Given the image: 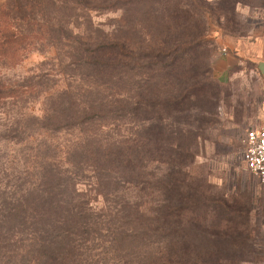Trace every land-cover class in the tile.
Listing matches in <instances>:
<instances>
[{
	"label": "trees",
	"instance_id": "obj_1",
	"mask_svg": "<svg viewBox=\"0 0 264 264\" xmlns=\"http://www.w3.org/2000/svg\"><path fill=\"white\" fill-rule=\"evenodd\" d=\"M231 1L216 8L207 0H5L0 5V55L55 50L60 65H73L94 90L93 100L81 99L71 86L64 94L45 96L49 104L42 119L53 131L77 128L85 139L94 136L80 141L68 161L92 172L93 190L107 204L116 197L117 214L111 215L112 208L97 218L110 215L119 222L110 234L118 230L116 241L134 251L127 264H238L231 233L246 222L242 209L210 197L190 171L201 132L214 122L219 104L209 23L228 31ZM85 11L119 12V17L108 32L88 20L98 33L93 36L88 28L83 34L78 23ZM39 86L29 82V95ZM16 87L0 82V104L25 93ZM95 124L111 137L91 136ZM36 169L27 195L16 199L31 207L1 213L13 223L0 225V240L27 230L42 247L49 236L45 260L33 264H71L80 247L75 243L92 234L83 214L91 208L84 206L72 177L56 167ZM224 223L227 228L220 230ZM191 235L207 237L211 248L203 252L186 241ZM223 236L232 240H220Z\"/></svg>",
	"mask_w": 264,
	"mask_h": 264
},
{
	"label": "rangeland",
	"instance_id": "obj_2",
	"mask_svg": "<svg viewBox=\"0 0 264 264\" xmlns=\"http://www.w3.org/2000/svg\"><path fill=\"white\" fill-rule=\"evenodd\" d=\"M4 1L0 0V5ZM207 1L213 8L222 3V0ZM231 2L229 6L227 4L230 17L226 22L229 25L228 31L210 20L207 39L214 43V52L217 50L215 31H220L223 35L248 37L264 13V0ZM239 4L243 9L242 13L237 12ZM57 12L59 11H55L56 16ZM83 14L84 17L78 22L81 31L84 34L85 29H91L93 36L98 33L88 26V20L108 32L119 17V12L110 11H85ZM42 45L39 42L38 49ZM60 57L55 50L49 53L36 50L24 57L11 52L0 55V82L16 89V86H21L25 91L18 98L8 96L0 104V215L13 208L31 207V203L16 199L27 195L30 181L35 178L34 168L43 171L56 167L66 177L77 181L82 201L87 202L84 206L91 208V211L83 214L91 221L92 234L84 238L85 241L75 243L80 244V247L74 251L71 264H127L134 251H131L129 245L116 241L120 237L118 230L110 234L111 230L119 228V222L110 215L97 218L112 208L111 215L117 214V205L113 201L116 197L111 195V204H107L110 201H105L103 196H98L93 190L92 172L87 169L84 172L79 171L68 161L80 141L92 139L95 132L100 133L102 139L110 138L111 135L101 132L95 124L89 127V133L93 137L85 139L84 134L77 128L53 131L51 127L54 126L50 127L42 119L43 109L49 104L45 96L49 94H64L62 90L71 86V90L81 99L93 100L95 97L94 90L91 91L83 84L85 81L80 75L71 70L73 65H60ZM47 72L52 73V78L41 84V77ZM31 81L39 84L40 88L29 95L27 85ZM219 83V104L212 116L214 122L201 132L190 171L194 182L204 183L210 197L226 199L234 207L242 209L246 222L231 233L236 237L234 252L236 250L237 263L264 264V184L247 169L243 160L244 138L249 129L246 124L250 118L256 116L262 97L253 67L248 62L235 67L226 82ZM146 127L147 125L141 129L143 135L146 134ZM76 203L83 206L81 202ZM71 205L77 206L74 203ZM11 223L13 220L8 222L0 217V225ZM208 225L212 227V223ZM226 225L228 224H222L220 230L226 229ZM46 238L45 244L40 242L42 247L38 242H33L32 235L27 230L17 233L13 238L1 239L0 264H33L34 259L44 261L42 252L48 251V247L44 245H48L53 239L49 236ZM207 240V237L199 239L194 235L186 239L198 244L203 252L211 248ZM220 240L232 239H224L223 236Z\"/></svg>",
	"mask_w": 264,
	"mask_h": 264
},
{
	"label": "crops",
	"instance_id": "obj_3",
	"mask_svg": "<svg viewBox=\"0 0 264 264\" xmlns=\"http://www.w3.org/2000/svg\"><path fill=\"white\" fill-rule=\"evenodd\" d=\"M242 10L239 4L237 12L242 13ZM215 34L217 50L212 59L215 77L226 82L235 67L246 62L253 67L262 100L256 116L250 118L246 125L249 129L264 127V13L248 37L223 35L220 31H215Z\"/></svg>",
	"mask_w": 264,
	"mask_h": 264
},
{
	"label": "built area",
	"instance_id": "obj_4",
	"mask_svg": "<svg viewBox=\"0 0 264 264\" xmlns=\"http://www.w3.org/2000/svg\"><path fill=\"white\" fill-rule=\"evenodd\" d=\"M243 160L247 169L264 184V127L246 131Z\"/></svg>",
	"mask_w": 264,
	"mask_h": 264
}]
</instances>
